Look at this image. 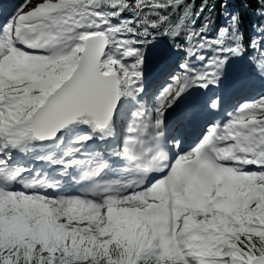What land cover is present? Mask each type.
I'll return each instance as SVG.
<instances>
[{"label": "snow or ice", "instance_id": "1", "mask_svg": "<svg viewBox=\"0 0 264 264\" xmlns=\"http://www.w3.org/2000/svg\"><path fill=\"white\" fill-rule=\"evenodd\" d=\"M30 3L0 26V264H264V94L187 151L166 119L233 58L264 78V23L249 35L229 0L221 23L209 0ZM161 34L179 72L149 107L145 46Z\"/></svg>", "mask_w": 264, "mask_h": 264}, {"label": "trees", "instance_id": "2", "mask_svg": "<svg viewBox=\"0 0 264 264\" xmlns=\"http://www.w3.org/2000/svg\"><path fill=\"white\" fill-rule=\"evenodd\" d=\"M201 0H195V3L199 5ZM209 3H216V0H209ZM228 10H238L242 13L244 19V28L249 35H254L256 31V26L264 23V17L258 14L257 3H248L247 0H229ZM227 11L221 6L220 3H216L215 10L210 13L211 19L214 23L223 22L224 18L227 16ZM209 16V12H205L204 18ZM203 19V18H202ZM178 22V21H177ZM154 40H159L161 43L173 44L174 41L161 34L158 35Z\"/></svg>", "mask_w": 264, "mask_h": 264}, {"label": "rangeland", "instance_id": "3", "mask_svg": "<svg viewBox=\"0 0 264 264\" xmlns=\"http://www.w3.org/2000/svg\"><path fill=\"white\" fill-rule=\"evenodd\" d=\"M21 1H24V0H21ZM36 2H37V0H34L33 3H32V5H34ZM20 5H22L21 2L19 3V9H20ZM32 5L29 4L26 7H31ZM168 50H169V45H167V44H160L158 40H155V41L152 40L149 44H147L145 46V54H144L145 65H144V69L146 70L147 67L149 66V65H147V64H149L148 57H152V56L156 55V52H158V51L168 53L169 52ZM226 66H228V65H226ZM238 69H239V67L234 68V69L231 68V71L229 73V76H227L228 79L234 77V73L237 72ZM245 72H247V71L245 70ZM245 72L243 73V76H245L248 79L254 81L253 78H252V73L249 76ZM242 84H245V82L242 81Z\"/></svg>", "mask_w": 264, "mask_h": 264}, {"label": "bare ground", "instance_id": "4", "mask_svg": "<svg viewBox=\"0 0 264 264\" xmlns=\"http://www.w3.org/2000/svg\"><path fill=\"white\" fill-rule=\"evenodd\" d=\"M237 83H240V84H242V81H239V80H237Z\"/></svg>", "mask_w": 264, "mask_h": 264}]
</instances>
